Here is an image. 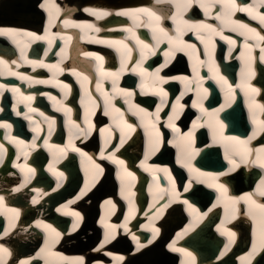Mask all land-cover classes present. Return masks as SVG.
Masks as SVG:
<instances>
[{"label": "bare ground", "instance_id": "6f19581e", "mask_svg": "<svg viewBox=\"0 0 264 264\" xmlns=\"http://www.w3.org/2000/svg\"><path fill=\"white\" fill-rule=\"evenodd\" d=\"M73 2V4L69 5L68 8V12H71V10H84V14L87 15H91V18L95 21H90L87 20L85 16L80 15V18L78 22H74L71 18H69L68 16H66L65 18H61V19H57V16H60V9L59 6L61 5V3H64L67 5V3H69V0H55V4L58 8V11L53 10L52 13V17H51V21H50V17H49V12L45 9L41 7V4H39V8L37 6V4L39 3L38 0H0V29H4L8 32V34H0V43H6L7 45H9V47H11L12 49H17L19 51H22V54L25 56V52L28 48L29 45H33L34 42H41L43 44H45L42 48V54L39 60H37V62H33L30 59H25L24 61H18V60H11L10 62L6 63L5 66H3L5 60H0L3 61V63H0V85H2L3 87H0V102H4V101H8V99H11V105H10V109H12V114H14V117L12 118V120L14 122H12V126L10 125V127H2L0 126V132L2 133V135L0 136V144H2L4 146V148L9 151L10 148H12L13 145H15L18 148H23V154H19L18 156H16V158L14 159L13 163L10 162V164H5L4 167H2L0 169V183H3V185H0V188H3L4 186H7L8 184H14L15 186L12 188V190H9V194L10 196H6L5 194H2L3 198L7 199H14L15 197H17L18 199L20 198L21 200H25L27 202L28 205H30V207L32 209L35 210H39L40 206L43 205V201L42 199L44 198L45 194L41 193L38 189L36 188H31L28 187L26 188V186L24 188H22L19 192L14 191V189H16L17 187L20 186V184H18V182H20V178L19 176H21V174H24L25 171V166H26V161L28 159L29 156H31L32 154H43V152H46V154H57L59 157H62L63 155H66L68 152L65 151L63 149L62 146H56V145H52V143H45L42 144V142H37L33 147H30L32 143L25 141L26 139H22L19 138L16 134H14L12 132L13 128H22V126H18L17 122L15 121V118L18 119H25L26 117H28L29 115H32L33 112L31 111L32 108H30V100L25 96V93L28 91V89L35 87L34 89H39L36 86L40 87V85L38 84H42L43 87H46L48 84V80L44 79L42 80V83H40L41 81L34 78V75L36 73H38V70H34L33 73H28V70L26 71V73L21 72L20 70H18L21 66L26 65L27 69L31 67L32 64H37L36 65V69H42L43 71H41V73H43L44 71L48 74V78L50 80V82L52 83V85L54 87H56L58 90H65L66 84L58 77L60 76H64L66 75V73L71 71L70 68V64L65 63L63 65V67L61 68L59 66L60 61L57 60L53 65L51 69H47L44 70V68H48L49 66H51L49 63H46V61H48V56H51L52 54H54V52L57 49V46L54 47L53 49H51L52 45L55 44H60L63 43V46L66 48L69 44V42H74L75 41V35L77 34L74 33L72 30V28H75L77 31H79L80 33L83 32L84 34V38L85 40H83V37L80 38V40L82 42L86 41V40H92L94 38L93 37V33L96 31L95 28L97 27V29H102V26H98L96 21L99 20V18L96 15H93L91 11L88 10H93L96 12H104L103 8H102V4L108 3L112 0H70ZM77 3V4H76ZM176 3V2H175ZM197 5L200 7V4L198 2ZM219 4H217L216 6H218ZM261 5L259 4V0H251V4H247L245 3L244 5H242L241 9H253V11L249 12V11H242L241 12L248 18L252 19L253 21H256V23L262 26V28H264V25L261 24L260 20L258 18H253V16L255 15L256 12H259L261 14H264L262 12H260L258 9ZM201 8V7H200ZM214 7L210 8L207 12L205 11L204 8H201L203 10V12L207 13L209 15V13H211L212 9ZM219 8V6H218ZM197 10V9H196ZM237 10V8H236ZM115 8H112L111 6L109 7V12H114ZM234 10H232L233 12ZM122 12H129L131 13V15H120V13ZM199 14V17L201 19V12L197 11ZM236 12V11H235ZM41 13V14H40ZM140 13H143L144 17H142L140 15ZM45 14H48V23L47 26L45 27V31L44 34H35L36 36H42L45 37L44 39H35L34 36H30L28 35L29 33H33L32 31L28 30L27 28H25V26L21 25L20 27L17 25H14L15 23L20 22V20H26L28 19V22H33L34 20L38 19V18H42V15L45 16ZM221 15V11H218L217 13H213L210 15V17L212 19H214V17L220 16ZM149 16L148 13L146 12H130L127 9H122L116 12V16L118 18H126L128 20V22H130V28L127 27L125 24H119V28L116 27L114 28L116 29H120L121 31H125L127 30V32L129 33V35H131V33H133V27L132 25L135 22L136 17H142V18H147ZM100 17V16H99ZM105 17V16H103ZM106 20L110 19V17H105ZM124 19V20H126ZM32 20V21H30ZM232 21H236V24H233ZM67 22V23H66ZM57 23V25L55 26V28H52L55 24ZM216 23L220 24V28L216 27ZM91 24L93 25L92 28H87L84 27L83 25H88ZM240 24H246L248 25L250 28H253L256 30V32L260 33V35H264L263 32H261L260 30L256 29L255 26H252L253 24L245 22V21H240L239 18H233V15L230 16H226L223 17L222 19H217L216 22H206L205 25H211L213 28H215L218 32L222 33L221 31L224 30L225 32L227 31H232L235 34L241 36V42L239 39L237 38H233L230 35H226L224 33H222V36L225 38H220L221 42H224V59L223 62H225L223 64V66H225L227 69H229L230 71H236V73L238 74V79H237V83L236 86L239 87V91L241 92L242 98H240V104L237 105L238 103V97L236 100L235 96L233 97L232 93H228V85H225V89L223 90L222 95H223V101L222 103L217 107V106H201V107H197V115H195L193 118H191V122L189 123L188 127L186 130L180 132L177 131L175 132L174 138L172 139H168L164 145L159 144L160 148H163L162 150V155L166 156L167 154H176V161L182 159V156L185 155L189 157H191L192 159L196 156L199 155L198 153L200 151L204 152V154H200L202 156L199 157L198 161L199 163H201L200 165H216V170L217 172H213V176L210 175L211 173H209L207 175V173L205 172V176H204V180L203 181H197L196 182V176L194 173V168L192 166V170L190 171L188 167L183 166V164L178 163L177 167L172 168V170H176L181 173L182 175H186V177L184 176V178L186 179V181H191V187H189V182H188V186L186 188H188V191L191 190L192 192L190 193L191 197L196 198L197 201L202 202L205 198H206V194H207V190H212L215 193L221 194L223 195V197L221 198V201L217 200L214 204L213 207H217L218 205H225V201L226 202H231V200H229V197L226 196V194L222 193L217 187L215 186H210V185H214L216 183V181H213V177L216 176L219 173H227V175H222L219 177V183H222L223 180H226L227 178H229L230 180H233L234 182L239 184H242V178L244 175H246L248 172L249 173H253L254 171H257L256 168H254L255 166H257L260 169H264L261 168L259 166L258 163L254 162L255 160L250 159L252 157L249 156L248 160L246 162L240 163V157L239 155L233 156V151L234 150H239L240 148H242L241 145H238L236 143V141H244L247 142V146L250 148L249 146V138L252 137H256L261 131L263 127H260V124L262 121H264V91L263 89H261V87L256 84L255 80L253 82L252 79H255V76L257 75L255 73V69L253 68L252 62H253V58L255 57V55L252 53L251 54V50L255 47V50L258 51V53L256 54V57H258V59L260 60V62L262 64H264V53L261 52V49L264 48V41L258 39L254 33L249 32L246 28H241L239 25ZM63 28L65 27L67 30H62L60 31V26ZM74 25H81V27H76ZM22 27V28H21ZM112 28V27H111ZM144 30H149V26L144 24V26L141 27V29ZM205 28V27H203ZM11 30V31H9ZM115 32V31H114ZM183 32L188 33V34H192L191 37V41L190 42H184L185 44H189L191 47H189V45L186 47L185 50L187 49H193L195 46V42L193 41H197L198 44H203L205 47L202 48V51H211L214 52L215 49V43L213 41L214 37H217L218 35L214 32H212L210 29L205 28L202 29L200 26L197 27H193V28H189V26H185L183 29ZM206 33V40L204 43H201L203 41V37L205 36ZM74 33V34H73ZM169 35V34H168ZM171 37V36H168ZM120 41V40H118ZM95 44H106L107 46L109 45L110 48L118 51L119 54H117V57H119L120 59H123L121 56H123V51L120 50V47L115 45V41L113 39H107L104 37H98L96 40L91 41ZM168 43L169 40L167 39V41H165V47L163 48V50L161 49L160 51H162V53H165V56H163L166 59V64L165 65H161L159 66L157 63L155 64V70H157L158 68L160 69V72L162 74L163 77L166 78L167 81L170 80H176L177 82L180 83V79L179 77L175 74H171L168 69L172 66V64H170V66H166L169 63H171L172 60H174V58L177 56V52H185V50L183 51H179L180 47H174L172 49L169 50L168 48ZM236 43H240L239 48V54L238 56H233L231 55V52L234 50V46ZM222 46V45H221ZM250 46V47H248ZM73 51L78 50L79 53L77 56H82L84 58V61H78V63L80 65L85 64V60H88L92 63L96 62L95 59V54L84 51L83 45L82 43L78 42L75 43V46L73 45ZM128 46L126 47V49L128 50ZM133 51V50H132ZM132 51L130 52V58H132V56L134 55L132 53ZM221 52V51H220ZM185 56L186 52L184 53ZM69 51L67 49L64 50L63 54H58L56 55V57L60 58L61 61H64L67 57V59H70L72 57V55H69ZM197 56V53H196ZM218 61L220 60V58L222 57L221 53H218V55L216 56ZM47 58V60H46ZM141 58V57H140ZM187 60V59H185ZM141 62V64H140ZM146 61H141L140 59H138L137 57L131 61V63L126 62L124 63V68L122 70H120L118 72V75H120L121 78L126 79L125 77H128L129 74L133 75V79L134 81H138V78L140 75H142L144 72L141 71V69L147 70L155 61H150L149 65L147 66V68H143L144 63ZM148 62V61H147ZM221 61H219V64L222 65ZM238 62L239 66L236 68L234 67L235 63ZM214 63L218 64L216 61V58L214 59ZM87 64V63H86ZM179 65V63H178ZM231 65V66H230ZM133 69H136L135 71H133ZM184 71H186V69L183 67ZM82 71V69L80 70ZM131 71V72H130ZM73 71H71L72 73ZM219 72V68H214V75L216 76H212L211 80L215 83V85L219 88H222L219 86L220 82V78H223L222 75H220ZM111 74V73H110ZM9 76V79L14 80V83H8L7 81L9 79H3L4 77ZM260 76V75H259ZM23 77V78H22ZM208 76L205 77V79ZM15 79H17L18 81H16ZM75 82L80 83L79 79H82L80 77V73L76 74L75 77ZM182 80V79H181ZM119 79H98L96 82V86L91 87L90 89L92 90L91 92H95L96 88H97V93L99 95L101 94H108L109 98H118L119 100L123 99L124 94L120 91H117L115 93H108V90L105 88L107 85L111 86L114 85V83L118 82ZM157 82V81H156ZM155 82V83H156ZM191 82H196L195 87H193V84H190ZM184 84V88L188 89L191 88L192 90L196 91L195 94V100L197 103L201 104L204 99L207 97V92L209 91V87L208 86H204L203 84V79L200 76H194L192 78L186 77V79H184L183 81ZM193 87V88H192ZM253 89H256V91H253ZM121 91H126L125 89H122V87L120 88ZM188 90H183L182 88L180 89L178 87L177 91L180 93V97L176 100V102L179 100V104H177V107L180 108L181 105L185 106L183 104L186 103L187 100H183V96L187 97L189 94ZM232 91V90H230ZM82 92V90H81ZM164 93H166V90L163 89V93L162 95H159V92H149L148 94H146V98H159V96H165ZM167 94V93H166ZM153 96V97H152ZM60 96H58L57 94H54V92H48V93H43L41 98H43V100L45 101L46 105L48 106V108H50V112H47V114H45L44 116H40L37 114L33 115V120L37 123L34 122V124H31L33 127H36L37 129H39V127H42L45 123H47L50 120L53 119H62L63 117H65V114L69 113V108L70 104L68 102H66V96L62 99L59 98ZM131 99V96H130ZM91 99H89L88 101L90 102ZM162 100L160 99V102ZM91 102H93L91 100ZM72 108L73 111H76L77 108L79 106H84L85 104H87L85 102V99H80L78 101V99L73 100L72 102ZM42 104V102H40V105ZM228 106V107H227ZM236 106H239L241 109V113H239V116L236 117L234 116L232 121H236L237 119L240 118V123L239 125H237V127L239 126V128L244 129L245 123L246 121L250 122V125H252V131L251 134L245 136V135H227V134H223L222 131L224 129V124H223V120L220 117L221 112L223 113L224 110L228 109L233 110ZM241 106H244V110L245 113L243 114V109ZM24 108V109H23ZM137 108V107H136ZM232 108V109H231ZM141 109V108H140ZM3 110V106L2 104L0 105V114ZM53 110V111H52ZM227 110V113L229 112ZM19 113V114H18ZM24 113V114H23ZM187 113L191 114L194 113L193 110H189L187 111ZM137 117L139 119V122H142L143 124L146 123V127L145 128H149L150 131H152L154 129L153 132H148L149 135V141H151L152 137H156V132L158 130L157 127H153L152 126V122L148 123L149 121H152L153 119V115L154 113L150 112V111H146L144 110V112H140L139 109H137ZM241 114V115H240ZM3 116H0V125H8L6 124V120L4 118H2ZM47 120V121H46ZM116 120H118L116 118ZM26 124H29V121H24ZM123 122V121H122ZM161 122H166L165 119L161 118ZM87 123V120H84V124ZM124 123V122H123ZM165 124V123H164ZM196 125L195 127L193 125ZM69 125L71 126H75L76 130H77V135L82 134L83 137H85L84 134H89L90 131L85 132L83 130L84 125H77L76 123H72L70 122ZM127 123H124V126H126ZM67 126V123H66ZM25 127V124H24ZM86 129V128H85ZM124 129V128H123ZM238 129V128H237ZM235 129V130H237ZM142 130H144V128H142ZM125 131L127 134H131V132L133 131V129H129L128 127H125ZM202 131L206 132L207 135L204 138L202 136ZM192 133L191 139H189L188 137V133ZM101 133H103V129L101 130ZM201 137L202 139H197V136ZM235 137L236 140H232L230 138ZM204 138V139H203ZM202 141L201 143H197V140ZM22 142V143H21ZM91 142H95V138L91 139ZM163 143V142H162ZM128 145L133 146L134 144V138L132 140H130L128 143ZM163 146V147H162ZM262 144H258L256 146L255 149H260L259 147H261ZM151 148H148V151ZM40 150V151H39ZM44 150V151H41ZM128 150V148H127ZM135 149H131L130 151H128L127 154L128 157H131V160L134 159L137 155L141 154V152L137 151L135 154H130L133 153ZM136 150H141V149H136ZM223 150V153H222ZM218 151H220L218 153ZM255 151V150H254ZM79 151H73L69 154H78ZM84 152H81L79 154H83ZM154 153H156V150L154 151ZM104 156H110L113 153H111V150H105V152L103 153ZM117 155H122L124 156L125 154H122L121 152L116 153ZM151 154V153H148ZM25 155H29V156H25ZM68 155V154H67ZM255 156V154H254ZM85 156H83V161H85ZM230 159H235L238 163H239V167L236 168L234 171L229 172V168L232 167V165L230 164ZM58 160V159H57ZM189 160V159H188ZM92 161L95 162V164L97 163L94 159H92ZM112 161V160H111ZM196 161V162H198ZM56 162V161H55ZM85 162H88L85 161ZM190 162L189 161H186ZM114 163V162H113ZM227 163L228 164V168L227 170H220L223 167V164ZM93 164V163H92ZM191 164V162H190ZM17 165L21 166V167H17ZM154 168H151L152 170H154L155 173V177L156 179H159V176L162 173H167V171H164L165 168H160L153 166ZM178 167H182L181 171L178 169ZM214 169V167L212 168ZM50 172L55 174V164L51 165L50 167ZM69 170H73V166H69ZM236 170H239L238 172H235ZM264 171V170H263ZM124 171L118 172L117 175L122 174ZM188 173L190 174L191 177L188 178ZM148 174H150V170H148ZM127 178L124 177L123 178V182H125ZM108 181L109 180H105L103 185L100 187V191L101 190H105L108 186ZM107 182V183H106ZM201 182V183H199ZM23 183V182H22ZM28 184V183H27ZM26 184V185H27ZM72 186V184H69V187L67 188V192L69 191V188ZM105 188V189H104ZM193 189V190H192ZM99 190V189H98ZM156 196V194L154 195ZM33 199H36L38 202L37 203H33ZM175 200H179L181 201V203L183 204V206H181L180 208L185 209V211L190 215V213L192 214V217H196L195 220L193 219V222L196 223L198 222V220H200L202 218V215H204L205 212H196L195 209H198L197 203L193 202L188 198V195H183L182 196V192L180 191L178 198L176 196ZM187 200L188 203H184V201ZM21 202V201H20ZM93 196H89L87 198H85L82 201V209L84 208V210L87 212V214L89 215L91 213V210L93 208ZM191 205V207L189 206ZM23 205H21L20 207H22ZM230 209H232V206H230ZM102 213L105 212V210L103 209V207H101ZM178 209H174L172 210V213ZM211 210V208L209 209V211ZM231 212V211H230ZM249 212V210H248ZM62 215H64L65 217H67L68 213L67 212H63L61 211ZM172 213L169 214V216L165 219V224L172 221L171 223H168L166 225V227H170L172 225V223L177 219L176 214H174L172 216ZM57 215L59 216V222L62 224L65 221V218L61 217L60 218V213H56L54 216L57 217ZM117 214H115L116 216ZM93 217V216H92ZM1 219V218H0ZM43 221L42 219H37L36 221ZM36 221L33 224H29L26 222V224L22 225V227L18 228V226H20V223H17V218L14 217L12 218V220L6 223L5 225V229H7L8 231H10L12 233V237L13 238H19V239H15L13 240L14 243H21L22 245H20V250L25 251V250H29L31 248H33V246L35 245V241L36 238L39 237V234L37 231L33 230V227L36 228L38 231L48 235L51 232L49 230L44 229L43 227H38L36 224ZM191 221V223H193ZM225 222H227L225 217H222L220 223L218 224V226H222ZM45 223V222H44ZM46 224V223H45ZM107 227L110 229H115V225L113 224V222H107L106 223ZM217 226V227H218ZM215 228V233L213 232V230H211V236L215 235L216 237H218L217 233H221L224 232L227 234V232L222 229V228ZM260 228H262L261 223H260ZM17 230V231H13V230ZM116 230V229H115ZM190 230V229H188ZM258 230V229H256ZM262 230V229H260ZM242 232H245L244 229H242ZM95 233V228L92 227V224L87 220L84 224V227L82 228V230L78 231L76 235L72 236L71 238L68 237H59L58 239H62L65 241H68L69 244L71 246L74 247H79L81 244L83 243H87L88 239L91 240L93 237L96 236ZM246 233V232H245ZM19 234V235H18ZM260 236L262 237V231L260 233ZM226 237H228V235H226ZM229 239V238H228ZM151 242L152 240L149 239ZM230 240V239H229ZM120 244H123L124 239L120 238L119 239ZM58 242L54 243V245L51 247V252L56 253L57 255L55 257H49L47 256V246L42 248L45 249L46 251L44 253L41 252V250L38 253H34L31 256H27V257H22L19 258L13 262H11L10 264H20L21 260H37V259H41L43 260V264H45L46 259L52 260L54 261V264H65L68 263L70 264V262L75 258L72 256L67 255L68 253L65 252V250L62 248L60 249H55V245ZM206 243H208L206 241ZM24 244H26L24 246ZM52 244V241L48 243ZM200 244V243H199ZM36 247V246H35ZM212 249L210 248L209 251H211ZM165 251V250H164ZM162 250V247L159 243H155L152 246L148 247L147 250L137 253L134 256L131 255H127L126 256V260L122 263V264H136L137 261H145L148 264H173L174 261V255H172L170 252L165 251L164 252ZM211 253V252H209ZM251 254H254V252H251ZM183 256L186 258L185 264H190V256L187 255L186 253H183ZM216 257V256H215ZM214 257V258H215ZM67 258V259H64ZM243 259L240 261L239 264H249L250 261V255H244V257H242ZM221 261V262H220ZM35 262V261H33ZM32 262V263H33ZM121 262V261H120ZM119 262V263H120ZM212 264H227L226 263V259L223 260L222 256L220 255V257L218 256V258L215 260L214 263ZM256 264H264V254L260 257V260L258 263Z\"/></svg>", "mask_w": 264, "mask_h": 264}, {"label": "snow or ice", "instance_id": "6c2138e0", "mask_svg": "<svg viewBox=\"0 0 264 264\" xmlns=\"http://www.w3.org/2000/svg\"><path fill=\"white\" fill-rule=\"evenodd\" d=\"M193 2H198L200 4V7L201 8H204L205 11L207 12L210 8L216 6L217 4L220 5L221 7V15L220 16H217V19H222L223 17H226V16H230L232 14V10L235 8V0H177V8H178V16L181 15V10L182 9H185L187 7H190L191 4ZM259 4L261 6H264V0H259ZM41 7L42 8H45L48 12H49V17H50V21H51V17H52V13H53V10H56L58 11V8L55 4V0H44V2L41 4ZM242 11H253V9H240ZM88 11H91L93 15H96L98 18L99 16L101 15H108L107 12H96V11H93V10H88ZM137 11H141V12H148L147 9H141V10H137ZM149 16H153L154 14L153 13H148ZM120 15H131V13L129 12H122L120 13ZM253 18H258L261 22L262 25H264V14H261L259 12H256L255 15L253 16ZM156 19L158 20L159 17H156ZM173 19H177L176 17H174ZM67 23V22H66ZM182 23L184 25H188V21L187 20H183ZM233 24H236L237 22L236 21H232ZM76 27H81V25H74ZM84 27H87V28H92L93 25L91 24H88V25H83ZM189 28H193V27H197L196 25H188ZM241 28H246L249 32L251 33H254L255 36L260 39V40H264V35H260V33L256 32L255 29L253 28H250L248 25L246 24H240L239 25ZM202 27H205V28H208L210 29L212 32L216 33L217 35H221L222 36V33L218 32L215 28H213L211 25H203ZM11 31V30H9ZM96 31H99V29H96ZM159 31L161 33H164V29L163 28H160ZM177 33L178 35L175 37V40L177 41L178 44H183V41L181 39L182 35H183V32L181 31L180 27L178 26L177 27ZM0 34H8V32L4 29H0ZM28 35L30 36H34L35 39H44L45 37H42V36H36L35 34L33 33H29ZM165 36H167V33H164ZM222 38H225L222 36ZM168 40H169V43L172 42L173 40V37H168ZM162 41L161 40H158L157 43H161ZM142 43V42H141ZM125 47H127V45H125ZM145 48H147L148 46L145 45L144 46ZM189 47H191L189 45ZM250 47V46H248ZM261 52L264 53V48L261 49ZM98 60H101L103 59L102 57H99L97 56L96 57ZM264 58V57H262ZM0 63H3V61H0ZM136 69H133V71H135ZM141 71L143 72L144 69H141ZM160 73V69L158 68L156 70V73L154 74L155 75V79L160 83V84H163V83H166L167 80L165 77L163 76H160L159 75ZM23 78V77H22ZM179 79H186V78H179ZM0 87H3L2 85H0ZM253 91H256V89H253ZM160 92L163 93V89L161 88L160 89ZM128 95L130 96L131 93H128ZM164 95H166V93H164ZM177 104H179V100L177 101ZM181 107H183V105H181ZM34 111V110H33ZM119 111V110H117ZM140 112H144V109H139ZM19 114V113H18ZM172 119V117H170V120ZM262 124H264V121L261 122ZM2 127H10V125H0ZM170 127H172L174 130L178 131L176 128H175V125L174 124H169ZM194 127L196 126L195 124L193 125ZM127 127L129 129L132 128V125L131 124H128ZM191 136H192V133H188V137L189 139H191ZM232 140H236L235 137L233 138H230ZM252 137L249 138V140H251ZM22 143V142H21ZM236 143L238 145H241L242 148H240L239 150H234L233 151V156H236V155H239L240 157V163H243V162H246L248 160V157L253 155V150L251 148H249L247 146V142H244V141H236ZM34 146V145H33ZM75 151H80V149L78 148H74ZM6 150L4 149V146L2 144H0V163L3 162V153L5 152ZM118 151V149H117ZM84 155H87L86 153H83ZM256 160L254 162L258 163L259 166L261 168H264V148H260V149H257L256 150ZM103 151L101 152V156L103 158ZM108 159L114 161L115 163L117 164H121L123 165L124 164V161L123 160H120L118 159L114 154L113 155H110L109 157H107ZM89 160H92L91 157H88ZM178 163H181L183 164V166L185 167H188L189 170L191 171L192 170V166L190 164V162H185V159H180L177 161ZM230 164L232 165L231 168H229V172L231 171H234L236 168L239 167V163L235 160V159H230ZM93 165L96 169L99 170V173H102L103 172V168H101V166L99 164H95V162L93 161ZM17 167H21L19 165H17ZM51 167V166H50ZM28 171L30 173H33L34 174V169H28ZM125 171H127V169H125ZM164 171H167V169H164ZM61 176L63 175L62 173L60 174ZM129 176L132 175V173H128ZM170 175V174H169ZM201 175H206V174H201ZM222 175H227V173H219L217 174L216 176L213 177V180L216 181V183L214 185H210V186H215L217 187L222 193L226 194L228 192V189L225 187V185L223 183H219V177L222 176ZM30 182V177L29 176H26L25 179H24V182L20 184L19 187H17L16 189H14V191H17L19 192L22 188H24L26 186L27 183ZM191 181H189V187H191ZM172 184H173V192L175 193V181L173 180L172 181ZM59 186V185H58ZM185 191H188V188H185L184 189ZM257 193L260 195V196H264V179L261 180V183L260 185L257 186ZM81 195H84V192L81 193ZM178 193H176V196L178 198ZM76 199H80V196H77ZM229 200H231L232 204L235 205V204H238L241 200H243L246 204L249 205V215H252L254 218L258 215L259 216V219H260V223H261V226H262V241H261V247H264V203H258L257 200H255L253 198V195L252 194H246L245 196H242V197H229ZM3 201H4V198L3 196H0V206L3 205ZM38 201L36 199H33V203H37ZM108 203H111V201H109ZM184 203H188L187 200L184 201ZM191 207V205H189ZM59 210V209H58ZM14 213H15V216H19V213L16 212V210H12ZM236 211L238 212L239 209H236ZM72 215L76 216V217H80V214L78 212H73ZM82 219V217H80ZM36 224L38 227H43L44 229L46 230H49L51 233H54L55 236L53 237L52 239V244H49L47 245V256L49 257H55L57 254L56 253H53L51 252V247L54 245L55 243V240L56 238H59L60 237V233L57 232V230L52 227V225L50 224H45L43 221H36ZM125 228V231H128L127 229V225L125 224L124 226ZM152 231L155 234H158L159 232V229L158 228H155L153 227L152 228ZM225 231L227 232V235L230 237V240H229V244H231L235 238V235L236 233L235 232H232L230 230H227L225 229ZM8 234V231L5 230V232L3 233V235H7ZM115 236H111V235H106L105 237V242H108L110 239H114ZM133 240H136V236L133 235ZM151 242V241H149ZM101 248H103V244H101L100 246ZM143 247V245L139 244V242H137V248H141ZM169 247H173L172 245H170ZM229 245H226L225 246V250L227 251ZM173 250L174 251H177L178 249H175L173 247ZM46 250L45 249H41V252L44 253ZM224 253H222L221 255H223ZM10 255V253L8 252V249L6 247H4L3 245H0V264H7V256ZM190 255V253H189ZM251 255V254H250ZM64 259H67V258H64ZM120 259H123L122 257ZM20 264H31L30 260H21L20 261ZM45 264H54V261L52 260H49V259H46L45 261ZM70 264H84V260H83V257H77V258H74Z\"/></svg>", "mask_w": 264, "mask_h": 264}, {"label": "water", "instance_id": "95a60500", "mask_svg": "<svg viewBox=\"0 0 264 264\" xmlns=\"http://www.w3.org/2000/svg\"><path fill=\"white\" fill-rule=\"evenodd\" d=\"M239 113H241L240 107L236 106L233 110H230L228 113L224 114L223 117L228 122L229 128H231V129H237L238 128L239 129V126L237 127V125H239V123H240V118L237 119V122L232 121L234 116H236V117L239 116ZM207 232H208L207 227L201 226L188 239L190 242H192L194 244V247L196 248L198 253H200L201 256L205 259L211 258L213 256L214 248L217 245V242L215 244L213 243L214 239H212V241H209L208 243H206L205 236H207ZM210 248L212 249L211 251H209ZM209 252H211V253H209Z\"/></svg>", "mask_w": 264, "mask_h": 264}, {"label": "rangeland", "instance_id": "374dc122", "mask_svg": "<svg viewBox=\"0 0 264 264\" xmlns=\"http://www.w3.org/2000/svg\"><path fill=\"white\" fill-rule=\"evenodd\" d=\"M26 21H28V19H26V20H20V22H26ZM30 21H32V20H30ZM105 188H106V187H105ZM105 188H104V189H105ZM88 241H89V239H88ZM136 264H148V263H146L145 261H141V260H140V261H137ZM170 264H171V261H170Z\"/></svg>", "mask_w": 264, "mask_h": 264}]
</instances>
